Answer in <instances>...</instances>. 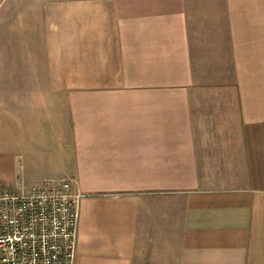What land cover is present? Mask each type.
Here are the masks:
<instances>
[{
	"label": "crops",
	"instance_id": "0c3cea01",
	"mask_svg": "<svg viewBox=\"0 0 264 264\" xmlns=\"http://www.w3.org/2000/svg\"><path fill=\"white\" fill-rule=\"evenodd\" d=\"M64 178L74 264H264V0H0V191Z\"/></svg>",
	"mask_w": 264,
	"mask_h": 264
},
{
	"label": "built area",
	"instance_id": "2783aa9c",
	"mask_svg": "<svg viewBox=\"0 0 264 264\" xmlns=\"http://www.w3.org/2000/svg\"><path fill=\"white\" fill-rule=\"evenodd\" d=\"M82 198L73 180L0 191V264H74Z\"/></svg>",
	"mask_w": 264,
	"mask_h": 264
},
{
	"label": "rangeland",
	"instance_id": "374dc122",
	"mask_svg": "<svg viewBox=\"0 0 264 264\" xmlns=\"http://www.w3.org/2000/svg\"><path fill=\"white\" fill-rule=\"evenodd\" d=\"M217 11L218 14L222 16L221 9L219 8ZM197 22L198 24L199 22L202 23L201 28L203 29L204 34H207L206 31H209L208 34H210L198 37L202 38L203 41V49L201 53L203 59L198 62L201 65L199 64L196 67V70H198L197 72H199V78L195 86L196 91H235L231 63L228 52L227 50L225 51V48L228 46L226 45L225 37L219 33L220 31H224L223 23L218 22L220 25H218L219 31L217 35L214 34V24H210L209 21L206 22L205 20H199ZM216 27L217 25L214 28ZM211 32H213L212 35Z\"/></svg>",
	"mask_w": 264,
	"mask_h": 264
}]
</instances>
